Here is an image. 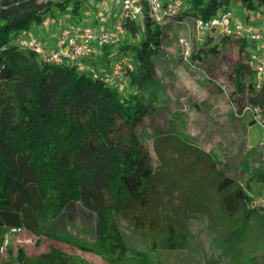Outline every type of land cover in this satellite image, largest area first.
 I'll return each mask as SVG.
<instances>
[{
  "label": "trees",
  "instance_id": "16d2710c",
  "mask_svg": "<svg viewBox=\"0 0 264 264\" xmlns=\"http://www.w3.org/2000/svg\"><path fill=\"white\" fill-rule=\"evenodd\" d=\"M161 1L166 4L171 0ZM88 2L0 0V241L10 229L37 238L61 239L70 225L80 221L92 239L93 251L116 264L110 256L121 261L129 252L122 221L136 232L150 233L160 227L154 210L157 199L151 158L137 140L135 128L149 114L140 91L155 83L154 58L162 52L167 26L183 23L178 20L181 16L208 21L222 10H231L235 2L245 16L258 14L264 10V0H183L177 17L161 24L152 20L142 0V20L124 24L133 42L105 49V54L113 55L115 50L121 53L116 57L132 59L130 85L137 92L126 97L104 81L108 63L102 69L95 61L101 72L94 77L67 64L42 61L19 44L25 31L44 25L56 13H69L75 27L70 30L84 28L78 23L82 5ZM228 38L221 36L219 43ZM219 43L211 53L218 51ZM248 47L240 40L241 52ZM203 52L201 49L192 58L204 59ZM248 73L245 64L234 66L227 100L239 107L232 109L236 119L244 117L239 114L245 105L256 108L264 129V82L258 91L246 86L243 77ZM254 124L252 119L249 126ZM258 177L264 182L263 170ZM215 178L223 214L231 218L241 213L239 223L245 226L256 212L249 206L252 198L232 178L223 174ZM185 243L184 235L168 223L161 246L175 250ZM76 261L73 255L51 248L32 259L20 253L9 264Z\"/></svg>",
  "mask_w": 264,
  "mask_h": 264
},
{
  "label": "rangeland",
  "instance_id": "374dc122",
  "mask_svg": "<svg viewBox=\"0 0 264 264\" xmlns=\"http://www.w3.org/2000/svg\"><path fill=\"white\" fill-rule=\"evenodd\" d=\"M121 2L89 0L82 5L78 27L105 30L112 25ZM237 4L231 10L245 22L241 13L244 10ZM69 16L68 12L56 13L44 25L31 27L22 35L39 43H53L61 31L75 28ZM178 20L184 22L167 26L162 52L154 58L155 83L140 91L149 114L135 128L137 140L151 158L157 199L154 210L160 227L150 233L136 232L122 221L129 252L121 261L110 257L116 264H264V182L258 177L264 171V129L259 124L247 129L251 115L236 119L232 109L239 107L233 101L231 104L219 88L226 85L232 91V71L236 64L245 63V52L240 51L239 39L229 37L220 44L221 36L212 34L202 48L194 46L193 54L203 49L200 55L204 59L191 58V67L182 60L180 42L194 41L196 31L192 20L182 16ZM187 23L191 26L189 31ZM129 42L133 41L127 36L122 46ZM218 43V51L211 53L210 49ZM112 53L108 66L121 54L115 50ZM124 81L116 86L120 96L135 94L129 74ZM182 145L184 149L180 148ZM220 173L240 184L252 198L249 206L255 207L256 212L243 227L239 223L241 213L228 218L222 212L215 192V176ZM168 223L186 238L182 248L161 246ZM3 235L0 264H9L20 253L32 259L55 246L73 254L75 264H113L105 254L93 251L92 239L80 221L68 227L62 240L37 238L22 231H6Z\"/></svg>",
  "mask_w": 264,
  "mask_h": 264
},
{
  "label": "built area",
  "instance_id": "2783aa9c",
  "mask_svg": "<svg viewBox=\"0 0 264 264\" xmlns=\"http://www.w3.org/2000/svg\"><path fill=\"white\" fill-rule=\"evenodd\" d=\"M148 12L155 23L161 24L177 17L183 7V0H171L164 4L161 0H145ZM144 14V6L135 0H122L117 16L110 29L95 31L90 27L76 30L62 31L57 40L51 44L39 43L38 40L21 36L19 44L24 49L35 52L45 62L53 64H67L79 72H86L96 77L98 70L95 61L105 54V49L118 47L127 37L124 24L127 20L139 22ZM196 37L191 40H181L182 60L191 64L195 45H204L207 38L214 35L234 37L244 40L248 45L245 52V65L249 73L243 77L246 86L255 91L260 90L264 82V12L249 13L245 22L240 21L232 10H222L212 19L203 21L192 20ZM188 31L191 29L187 23ZM134 70L130 56H118L110 64L109 71L104 76L107 84L123 85L125 76ZM200 73L203 71L198 70ZM223 95L228 99L230 91L226 85L219 86ZM251 115L256 124L261 125L256 108L245 105L239 116ZM11 233L20 232V229H10ZM7 241H5V245ZM3 250V247L1 248Z\"/></svg>",
  "mask_w": 264,
  "mask_h": 264
},
{
  "label": "crops",
  "instance_id": "0c3cea01",
  "mask_svg": "<svg viewBox=\"0 0 264 264\" xmlns=\"http://www.w3.org/2000/svg\"><path fill=\"white\" fill-rule=\"evenodd\" d=\"M237 5H239V4H237ZM240 6V5H239ZM241 8V7H240ZM242 13V16H243V19L245 20L246 19V16H245V14L243 13V12H241ZM110 27L111 26H109L108 28H106V29H110ZM105 29V30H106ZM46 30H47V28H46ZM102 31V30H101ZM118 51H119V49H118ZM112 54H110V55H108V53L106 54V55H103L101 58H100V60L99 61H97L96 63H98V64H100L101 66H105L106 64H107V62H108V58L111 56ZM231 117V116H230ZM240 125V127H243V123H240L239 124ZM251 126H249V127H247V129L248 128H250ZM22 232H26V231H23L22 230ZM60 240H62V238L60 239ZM57 246H55L54 248H56ZM59 247H57V249H58ZM59 250H62V251H64L63 249H60L59 248ZM48 252V251H47ZM65 252H67V251H65ZM45 253V252H44ZM68 253V252H67ZM73 255V254H72Z\"/></svg>",
  "mask_w": 264,
  "mask_h": 264
}]
</instances>
